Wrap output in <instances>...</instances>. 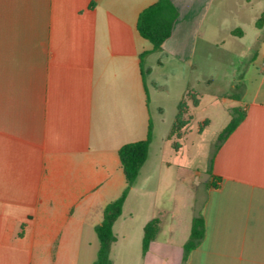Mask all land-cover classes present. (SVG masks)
Returning <instances> with one entry per match:
<instances>
[{
  "label": "crops",
  "instance_id": "crops-1",
  "mask_svg": "<svg viewBox=\"0 0 264 264\" xmlns=\"http://www.w3.org/2000/svg\"><path fill=\"white\" fill-rule=\"evenodd\" d=\"M155 1L0 0V264H93L95 225L125 185L118 149L144 139L152 119L140 58L151 43L136 23ZM257 18L260 62L245 70L242 117L213 154L209 175L218 179L196 215L204 235L185 264H264V34ZM175 23L163 47L144 56L157 53L159 68L164 58L187 62L194 53L171 44ZM125 200L112 227V263L138 254L143 264H159L155 238L141 249L143 226L155 216L137 224L135 239L119 233L131 218Z\"/></svg>",
  "mask_w": 264,
  "mask_h": 264
},
{
  "label": "rangeland",
  "instance_id": "rangeland-1",
  "mask_svg": "<svg viewBox=\"0 0 264 264\" xmlns=\"http://www.w3.org/2000/svg\"><path fill=\"white\" fill-rule=\"evenodd\" d=\"M244 1L174 0L181 14L170 42L190 45L195 49L193 55L187 62L164 58L160 68L155 65L157 53L144 57L152 143L143 172L138 171L125 200L131 218L119 233L125 240L135 239L137 224L163 216L155 237L160 246L159 264H185L183 244L204 201L219 134L241 114L243 74L249 65L260 62L253 55L255 36L260 34L253 21L263 16L264 34V13L258 16L264 0H250L252 6H245ZM231 28L232 37L228 35ZM181 98L179 137L168 136ZM158 106L162 108L159 113ZM196 173L203 180L196 179ZM116 263L143 264L138 254L119 257Z\"/></svg>",
  "mask_w": 264,
  "mask_h": 264
},
{
  "label": "trees",
  "instance_id": "trees-1",
  "mask_svg": "<svg viewBox=\"0 0 264 264\" xmlns=\"http://www.w3.org/2000/svg\"><path fill=\"white\" fill-rule=\"evenodd\" d=\"M178 9L172 0H156L152 4L143 8L137 17V30L140 35L151 43V49L140 54L141 61L144 56L152 51L160 50L165 41L171 36L173 25L178 16ZM263 16L257 19L256 26H261ZM183 98L178 103V111L174 122L170 128L168 136L179 137L178 128L183 124L180 109L183 105ZM242 114L237 119H232L220 132L219 144L232 132L240 121ZM151 141V122L148 126L147 135L144 139L124 143L118 149V157L122 167L125 185L121 193L113 200L109 201L103 208L101 221L95 225V232L99 240V247L93 264H113L110 258V248L115 240L113 223L121 214L124 200L134 182L141 165L144 163L149 143ZM216 147V148H217ZM211 168V167H210ZM210 172V171H209ZM218 176L211 175L208 185L215 187ZM159 218L157 216L149 219L143 226L141 249L144 254L151 241L155 238L158 230ZM204 235V221L202 216H194L191 220L190 232L187 240L183 244L184 258L196 247Z\"/></svg>",
  "mask_w": 264,
  "mask_h": 264
},
{
  "label": "water",
  "instance_id": "water-1",
  "mask_svg": "<svg viewBox=\"0 0 264 264\" xmlns=\"http://www.w3.org/2000/svg\"><path fill=\"white\" fill-rule=\"evenodd\" d=\"M207 175H209V173H208ZM196 179L203 180V179H201L199 176H197V178H196Z\"/></svg>",
  "mask_w": 264,
  "mask_h": 264
}]
</instances>
